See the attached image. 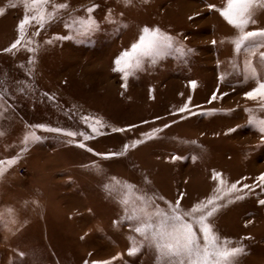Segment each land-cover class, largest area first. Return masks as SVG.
Returning a JSON list of instances; mask_svg holds the SVG:
<instances>
[{
    "label": "rangeland",
    "instance_id": "1",
    "mask_svg": "<svg viewBox=\"0 0 264 264\" xmlns=\"http://www.w3.org/2000/svg\"><path fill=\"white\" fill-rule=\"evenodd\" d=\"M53 3L68 7L43 28L26 26L21 38L22 0H0V264H156L150 248L129 255L130 238H140L124 220L118 190L110 196L105 189L112 178L162 196L156 201L161 208L183 194L185 210L235 183L242 191L218 201L235 202L211 222L221 236L245 246L240 264H264V183L258 179L264 133L249 123L250 115L264 118V99L246 98L257 84L245 70V53L231 43L237 29L216 10L224 0ZM88 15L98 25L89 35L65 26ZM256 21L248 30L264 28V11ZM145 26L193 51L173 52L155 64L146 59L125 80L114 61ZM18 39L17 48L5 51ZM252 59L264 77V67ZM30 133L39 139L25 143ZM79 133L94 138L84 141Z\"/></svg>",
    "mask_w": 264,
    "mask_h": 264
},
{
    "label": "snow or ice",
    "instance_id": "2",
    "mask_svg": "<svg viewBox=\"0 0 264 264\" xmlns=\"http://www.w3.org/2000/svg\"><path fill=\"white\" fill-rule=\"evenodd\" d=\"M131 0H125V3H130ZM25 6L24 18L18 24V31L23 37L26 26H32L33 23L39 25L40 28L52 22L61 10L66 9V4L53 3V0H22ZM51 5V10H49ZM31 6V7H30ZM92 8L86 11L91 14ZM210 7H214L211 6ZM220 15L235 29L238 35L231 41L234 45L236 53H245L244 67L249 78L255 79L257 86L247 92L246 98L256 100L258 97L264 99V77L258 75V66L254 63L253 57L259 60V66L264 67V28L257 30H248L249 25L255 24L256 16L259 11H264V0H224V7L216 9ZM32 11L33 14L29 15ZM73 31L74 35L85 36L94 32L97 28V21L88 15L83 18L72 17L65 25ZM36 34H39L38 32ZM72 37H56V39H70ZM52 43V41H48ZM215 44L216 42L213 41ZM20 44V39L11 45L5 51L11 52ZM34 51V49H29ZM192 49H185L183 45H179L175 39L162 32L159 28H148L145 26L141 30V35L138 40L131 45V48L125 50L114 61L116 67L114 71L123 73V79L127 80L129 75H133L138 69H142V65L147 59L150 63L155 64L158 60L165 58L175 52L179 55H187ZM123 63V66H121ZM193 87L196 86L195 81L190 82ZM126 87V84L123 85ZM213 100L217 99L213 94ZM187 108H181L183 112ZM247 111V110H246ZM96 123H100L96 121ZM249 123L258 127V130L264 133V118L250 115ZM37 128H44L43 125H35ZM165 127H168L167 125ZM50 132H63L59 128H47ZM114 132H121L124 129L114 128ZM93 131H97L93 128ZM229 131H235L230 129ZM67 136L75 137L76 132L68 131L64 133ZM0 135H3L0 132ZM83 136V140L87 141L94 137L79 133ZM151 139V137H149ZM39 139L35 133H30L25 137V143L29 140ZM143 141H136L135 144ZM135 144L133 146H135ZM80 148H86L84 143H79ZM128 145H125L127 150ZM26 150V149H25ZM87 151L92 152L93 149L88 148ZM104 158H111L120 153H106ZM179 156H173V160L180 159ZM15 159L9 160V165L15 164ZM2 163V162H0ZM5 169L0 167V177H3ZM221 173L214 172L213 179L219 180L220 185H225L226 182L221 179ZM261 183H264V174L259 178ZM245 188H250L249 185H244ZM105 189L110 196L114 193L119 194L118 202L123 206L125 216L124 220L130 223V230L137 234L140 238H130L131 246L129 255L137 254L141 248H150L155 254L156 264H240V259L247 254L246 248L241 243H233L227 237L220 235L215 229L211 219L228 204L235 202L229 199L226 203L220 204L218 201L223 200L228 193L242 191L237 188L235 183L230 187H218L215 191L217 195L209 197L206 201H201L192 206L191 209L185 210L181 207V197L175 203L168 202L166 208H161L156 202L157 199L164 198L149 195L128 182H120L117 178H112L110 184L105 185ZM243 199V196H236L235 200ZM264 204V200L260 201ZM3 213H0V219H3ZM8 215H12V210H9ZM14 222V221H13ZM245 239H250L246 237ZM23 256V253H20ZM87 264V262H86ZM93 264H110L109 261H94Z\"/></svg>",
    "mask_w": 264,
    "mask_h": 264
}]
</instances>
